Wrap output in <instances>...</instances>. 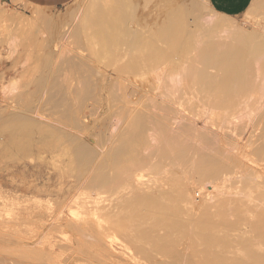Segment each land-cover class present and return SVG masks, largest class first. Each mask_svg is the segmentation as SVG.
<instances>
[{
  "label": "bare ground",
  "instance_id": "bare-ground-1",
  "mask_svg": "<svg viewBox=\"0 0 264 264\" xmlns=\"http://www.w3.org/2000/svg\"><path fill=\"white\" fill-rule=\"evenodd\" d=\"M154 1L159 2L160 0H87L85 6L83 8V11L80 14V17L78 20V25H76V28L72 29V31L70 33H71V35H76L77 33L78 34L81 33L83 35V37L85 38V41H86V45L89 48H91V50H92L91 58L96 62H99L103 59L113 60V59L117 58L118 56H125V61H123L120 64V66H118V68L120 70H124V71L137 72L141 69L142 70L145 69L146 72L150 71V73H151L152 72L151 70H154V72H155V68L157 70V67L160 68V65H163V63H166L168 61L170 62V61L176 60V59H177V61H183V62L185 61V63L177 62L175 68L173 70H172V68H170L171 70H169V71H171L173 75L178 77V79H177L178 83L182 82V80H183L184 85L186 84L185 85L186 87H188V85H189L192 89H194L195 94H199V92H200L203 94L207 93L206 95L208 97L210 95L213 98V99L211 98L212 101L214 100L215 104L218 107H223L226 109L232 108V107L236 106L235 105L236 102H238L237 104L240 105L239 104L240 101H237V100H239L238 98L245 96L247 93H248V96H250V97H252L254 94H255V96L257 95L259 97L260 93H264V25L261 26V29H257V27H255V25H252L251 23H247V21H246V23H238L232 17L225 16V15H217V13L211 9V7L205 2V0H188V1L167 0L166 2L168 4L167 5L168 7L166 8L165 12H163L164 13L163 17L160 20V22L158 21L159 23L157 24V23L153 22L154 26L152 25L151 27H149V26H147L148 24L145 26L146 23L144 22L145 23V24L143 23L144 26L140 27L137 24V16H138L139 10L141 8H142V10L144 8H147V6L150 5ZM164 4H165V2H164ZM263 5H264V0H252L248 10L246 11V13L244 15V18L246 20H248L252 16H257L258 14H262V12L264 11ZM37 17H38V23L40 24V27H43L44 30L46 31V33L41 36V38L43 40H45V39H47V36H49L51 34V32L54 31V29L56 28L55 23L53 22L52 18L47 14H44V13L38 14ZM156 18H158V17H156ZM200 18H201V21H199ZM6 20L9 21L8 16H6L3 13H0V22L6 21ZM142 20H145V18ZM141 22H143V21H141ZM38 23L32 22L29 24L26 21L18 20L16 22L15 27L18 28V32H19L20 36L29 35L30 33L33 32V27L37 28L36 24H38ZM34 25H36V26H34ZM23 30H24V32H23ZM32 44H37V43L32 42ZM36 62H37L36 66L34 68V73L36 75L33 76L32 83L31 82L30 83L33 85H36L38 87L37 91L42 90L43 87H44V89L46 87V89L49 88L51 90H54L53 91L54 95H52V98H54V96H57V94H59V92L61 90L64 91L63 86L72 85L71 84L72 79H71V77H69V74L66 72L67 71L66 67L61 69V67H60L61 63L54 61L52 59V57H50V56L38 57ZM183 64H185V65H183ZM64 70H66L65 73H64ZM147 70H149V71H147ZM164 71H167V70L166 69L162 70V72H164ZM59 72L60 73L62 72L63 74L62 73L61 74L64 75V76L60 77L62 80L59 78V75H60ZM70 72H71L70 75L75 74V73H80V75L77 77L78 81L77 80L76 81L79 84V86L81 87V89H80L81 91L78 92L77 90L75 91L74 89H72L73 90L72 93L75 95L74 96V98H75L74 103H65L66 100L64 101V99H63L64 97L61 98L64 102L60 103L58 101L57 103H60V106L63 108V111L61 110L62 114H60V116H61V118H63V123H62V121H61V123L64 124V127L67 126L68 124L69 125L71 124V125H73V127L75 126L77 129H80L79 126L80 125L82 126L83 122H82V120H81L82 123H80V121H79V113H81L80 111L82 109H84L83 103L86 101V99L88 100L90 98V94H91V91L93 89L92 87H94V85L91 87L92 84L90 83L89 78L91 75H93V73L95 72V69L93 68V65L90 61H87L85 59H81L75 65L71 64ZM157 72H158V70H157ZM173 72L176 74H174ZM156 74H159V73H156ZM170 74L171 73H169V75ZM173 75H171L174 78L173 81L170 79V76L167 77L170 80L169 84L171 83V81L173 82L172 83L173 85H169L170 87H167L166 85L163 86L164 84L160 83L163 81L165 83V82H167L166 80H163V79L159 80L160 78L158 79L160 81L158 87L163 84L162 86L164 88L165 87L168 88V89L165 88L167 96L169 95V93L167 91L171 92V90H173L172 88H175V87H176V90H178L179 86H182L180 84L178 85V83L176 84L175 79L177 77H175ZM156 76L159 77L160 75H156ZM185 81H187V83ZM177 85H178V88H177ZM184 85H183V87L185 89ZM40 87H42V88L39 89ZM183 87H181V88H183ZM169 88H171V89L169 90ZM49 89H48V91H49ZM70 89H71V87H70ZM70 89L68 88L67 90H70ZM159 89H160V87H159ZM65 90H66V88H65ZM121 90H122V88H121ZM125 90L124 91L122 90L123 93L126 92ZM160 90H162V89H160ZM181 90H183V89H179V91H181ZM62 91H61V93H62ZM40 92H42V91H40ZM45 92H46V90H45ZM50 92H52V91H50ZM186 92H187V90H186ZM188 92H187V94H188ZM254 92H256V93L259 92V95H258V93L256 94ZM46 94H47V92H46ZM63 94H62V96H63ZM173 94H176V93L173 92ZM181 94H182V91L180 92V95ZM195 94H193V95H195ZM166 95H165V97H167ZM170 95H172V94H170ZM170 95L168 96V98H170ZM176 95H178V96H176ZM176 95L175 96L178 97V100H179V98H180V100H184V98L182 99V97H184L183 94L181 96H179V94H176ZM262 95H260L261 97H259L261 100L263 97ZM32 96H35V94L34 95L32 94ZM32 96H31V99L34 98ZM50 96L51 95H49V98H50ZM186 96H188V95H186ZM256 97H255V99H257ZM37 98H36V100H38ZM61 99H59V100L61 101ZM77 99H81L84 102L80 103V100H79V102H76ZM126 99H128V98H126ZM153 99H154V97H153ZM186 99H185V101H186ZM188 99H190V97ZM248 99H250V98H248ZM48 100H50V99H48ZM146 100H149V99H146ZM253 100H254V98L252 99V105L250 106L252 108L254 106L256 107V105H253ZM258 100H256V101L258 102ZM29 101H31V102H27V103H25V105L22 104L23 109L22 110L19 109V111H21V113L19 112L17 114H11L7 117H4V116L1 117L0 116V124H1L0 129L2 130L3 123H6L5 127L3 126V130L9 131V138H8L6 147L8 146L10 153L7 152L9 154V155H7V157L8 156L11 157L13 155L14 156H21V157H25V156L28 157V155L30 154L29 151H31L30 149H32L31 145L35 141L34 137H38V141L36 140L35 144L39 145L41 142L45 141V139H44L45 137L49 136L47 138H49L51 140L54 138L53 136L56 135V131H52V133H51V130H49V132H48L49 134H44L45 130H43L41 126H38V125H35L32 123L31 115H33L35 113L36 107L34 106L33 100H29ZM52 101L54 102V99H52ZM56 101H57V99L55 100V102ZM125 101H127V100H125ZM154 101H155V99H154ZM167 102H169V101L166 100V103H164V104H170ZM187 102H190V101L188 100ZM243 102H241V104ZM249 102L251 103V101H249ZM171 103H172V101H171ZM190 103H188V105ZM238 105L236 107L237 108L241 107L242 109L244 108L243 106H245V104H242V106H240V107H238ZM246 106H249V105H247V103H246ZM236 107H234V108L236 109ZM234 108H232V110ZM245 108H247V107H245ZM143 110H145V111H143V114L141 111L138 110L141 113L135 112V115H134V113L132 112L133 114H131V115H133V117H130L131 115L128 117V119H130V118L131 119L127 125V131H125L123 129L126 134L123 135V133H122L123 137H122V135H120L122 137V139H121V141H119V143L117 142L118 145H116L115 147H112V143H110L111 140H108L109 138H107V140L109 141V144H110V146L108 147L110 151L108 150V152L106 154L104 153V155L102 156L103 159L100 156H98V158L100 157L102 159V160L100 159V162L102 161L101 163L98 161L96 154H94L96 156V157L94 156V158H96L97 163L99 162L98 163L99 165L98 164L94 165V166H96V168L94 169L93 172H91L92 173L91 176H90V173L88 174L89 175V179H88L89 183L88 184L91 186H95V188L97 187L98 196L100 199L105 200V199H107V197H114V196L120 195L122 193V191L126 192L127 187H129V188L132 187V186L131 187L129 186L130 181L139 172L140 173L146 172L143 174H147L150 176V178H149L146 175H144V177L142 175V177H143L142 182L143 183L146 182V179H148V178L149 179H152V178L157 179L156 177H162V175L166 176V174H169V176L174 177L173 175L176 174L175 171L177 170L178 165L180 166V168H182V169H180L181 170L180 171L181 176H183L182 173L183 174L186 173L189 176L190 175L193 176L196 179V181L199 183L200 182H207L208 178H211V180H217L219 178H225V177H226L225 179H227V176H228L230 186L232 185V183L230 182V177L233 178V184H235V183H236V185L238 184V186L235 185V188L239 187L241 179H242L241 181L243 182L244 179L246 178L247 180H249L248 182L251 183V186H247V184H248L247 181H244L247 184H244V182H243V185H246L245 186L246 188L249 187V189H247V190L250 191L252 184H253V188L259 189L258 185H255V187H254L255 182L252 183V181H250L249 176L251 173H249V175L244 174L245 175L244 179L241 177H238L239 175L236 176L238 169L236 168L233 160H231L230 156L229 157L226 156V154L224 152L220 151L219 149H218L220 151V152H218L219 154L215 153V152H217V151H215V149H217L218 147L212 146V148H215V149L211 148L212 150H214L212 152H214V154L218 155L216 157L214 155H211L212 152L208 153L209 149H206V147L208 146L207 142H206L207 144H204L203 146H202V143H199V142L198 143L195 142V144H193L195 139H194V141H190L189 136L194 138L195 135H193L192 131H191V133H189L190 127L188 129H186V131L191 135H189L187 132L182 131L184 127L183 128L178 127L180 129V132H179V129L176 128L178 133H176V130L172 132L173 129L169 130L166 126L170 122L168 119H166V117L165 118L163 117L162 119H164L165 121L167 120L168 121V122L166 121L167 123H165V121L161 120L163 123H165V125L161 121L160 122H150V121L148 122V120H150V118H152L153 116L148 115L149 114V113H147L148 110L146 111L145 108ZM238 110H239V116L242 115V112L240 113V109H238ZM238 110H237V112H238ZM251 110L254 111V110H256V108L250 109V112H252ZM241 111H243V116H241V117L238 116L237 120H239V119L241 120L242 117L244 118L245 114H246V116L248 115L247 114L248 111L247 112L244 110H241ZM145 112L147 114H144ZM237 112H236V114H237ZM244 112H245V114H244ZM233 113L235 114L234 111H233ZM217 114L219 115V114H221V112H217ZM226 114L231 115L230 113H226ZM35 115H37V114H35ZM62 115H63V117H62ZM145 115L149 116L150 118L146 119ZM123 116H125V115H122V117ZM224 116H226V117H224ZM224 116L223 117L226 120L230 118V116L227 118L228 115H224ZM234 116L236 117V115H234ZM122 117L121 118L119 117V118L125 120ZM64 118L66 119V122H64L65 121ZM119 118L116 119L117 120V121H115L116 124L118 121L120 122ZM221 118H222V116H221ZM231 118H232V120H234L233 117H231ZM220 119H218V120H220ZM225 119H224V122H227V121H225ZM67 120L69 121V123L67 122ZM221 120H223V118ZM229 120H231V119H229ZM220 122H222V121H220ZM66 123H67V125H65ZM84 125H85V123H84ZM170 125L168 127H170V129H171ZM115 126H112V127H115ZM117 126H118V124H117ZM64 127H62V128H64ZM82 128H84V127H82ZM263 128H264V126H263ZM81 129H80V131H81ZM237 129H239V128H237ZM237 129L235 130L236 132H237ZM46 130H48V129H46ZM82 130H84L83 132H85V133L87 131V129L85 130V128ZM117 130H118V127H117ZM120 130H122V128ZM63 131H62V133H60V135L64 134ZM70 131H73V130H70ZM239 131L237 133H240ZM83 132L81 133V135H83ZM121 132H123V131H121ZM150 132H151V134L149 135L148 133H150ZM193 132H196V131H193ZM261 132H264L263 129ZM77 133H79V132H77ZM117 133L120 134V132H117ZM200 133H202V132H200ZM75 134H76V132H75ZM87 134H89V133H87ZM198 134H199V132H198ZM203 134H204V132H203ZM74 135H72V136H74ZM81 135H79V136L81 137ZM100 135H102V134L100 133L99 136ZM207 135L208 136L206 139L209 140L210 139L209 135H211V134H207ZM59 136L58 135H57V137L55 136L56 139L58 138L57 140L54 138V140H56V142H57V143L53 142L55 145L56 144L59 145V141H61V139L59 140ZM61 136H63V135H61ZM66 136H67V134H66ZM63 137L65 138V136H63ZM96 137L98 138V136H96ZM116 137H117V135H116ZM196 137H198V135ZM210 137L214 138L213 135ZM64 138H62V140L63 141L68 140V143H69L70 137L69 136H68V138L66 137L67 139H65V140H64ZM74 138H75V136H74ZM74 138H72V139L74 140ZM100 138H101V136H100ZM118 138H119V136L117 137V139ZM150 138H151L152 142H153V140L155 141V145L150 146V144H151V141L149 140ZM152 138H153V140H152ZM49 139L46 141L51 143L52 141H50ZM72 139H70V140H72ZM91 139H93V138H91ZM91 139H90V141H91ZM102 139H104V138H102ZM257 139L260 140L261 138H257ZM257 139H255V141ZM73 140L70 141V145H66L67 149H68V146L71 147V149H72L71 153H73V154H71L70 159H68L69 163L65 162V163H68V164H66L67 166L65 164H64V166H65V168L67 167L66 169L69 171L74 170L77 173H79V172H81L80 170H84V169L88 170L90 163L92 161H94L93 152L96 153L97 151L96 152H95V150L93 152L91 151L92 148L94 149V146L91 149H88L89 143L87 144L85 141L84 142L87 144V145L86 144L85 145L88 147L83 146L80 143V138L79 139L77 138V141H79V143L75 142L76 140H74V141ZM262 140L264 141V139H262ZM81 141H83V140H81ZM95 141H97V140H95ZM101 141H103V142L100 143ZM101 141L99 140V143H98L100 145V147H98L99 149L101 148V144L103 145V143H105L104 144V146H105L108 142V141L104 142V140H101ZM229 141L231 142V140H229ZM36 142L37 143L39 142V144H37ZM84 142H82V143L84 144ZM53 143H51V145ZM62 143L65 144L66 142L65 143L62 142ZM95 143H97V142H95ZM252 143H254V141ZM45 144L47 145V142ZM43 145H44V143L40 146L43 147ZM46 145H44V146H46ZM199 145H201V146H199ZM48 146H50V144H48L47 147ZM60 146L61 145H59V148H61ZM66 146L64 145V148H62V149L65 150ZM145 146H147L148 148L150 147V151H149V154H147V156H143L142 154H140V151H143L144 148H146ZM263 146H264V144H263ZM263 146L260 147L261 148L260 150L263 151V154H264V150H263L264 147ZM6 147H5V150H6ZM51 147L52 146H50V148ZM53 147L55 148L56 146L53 145ZM53 147H52V149H53ZM142 147H143V150L141 149ZM262 147H263V149H262ZM8 148H7V151H8ZM41 149L42 148H40L38 150H41ZM206 150H208V151H206ZM254 150H256V149H254ZM67 152L68 151H66V153ZM69 152H70V150H69ZM58 153H60V152H58ZM31 154L29 155L30 158L33 157V156H31ZM37 154H38V156H37ZM37 154H36V157L38 158L40 155H39V153H37ZM56 154H55V158H53L52 160H54V159L56 160V157H57ZM101 154L102 153H100V155ZM64 157H65V155H64ZM233 158H235V155L233 156ZM12 159L14 160L15 158L13 157ZM59 160L61 161L62 159L60 158ZM238 160H236V161L238 162ZM8 161L10 162V159ZM14 161H16V160H14ZM52 164H54V162ZM59 165L57 164L55 166H59ZM241 165H242V163H241ZM174 166H177V167H174ZM172 167H174V168H172ZM63 168L64 167H62V169ZM240 168H241V166H239V169ZM242 168H243V166H242ZM86 170H84L83 173L92 171V170H89V171H86ZM172 171L175 173L172 174L173 173ZM178 171L179 170H177V172ZM243 171H245V170H243ZM245 172L247 173L248 171L246 170ZM56 174H58V172ZM61 174H62V172H61ZM67 174H65V175H67ZM79 175H80V173H79ZM179 175L176 174V176L179 177V181L174 179L175 181L171 182V185L169 187L168 186L166 187L167 188L166 191L163 190L165 192H163L162 190L159 192L157 190L156 191L157 194H152V192L154 191V189H153L152 192H150V190H149L148 194H143V193L135 194V192L132 191L134 193L130 194L129 196L126 195L127 197H125L129 200L130 206H126L128 208L125 207L126 209H128L129 213H127V211H125L126 216L122 215L123 217L122 216L120 217L118 215L119 217H117V215H116L115 217H111V218H114L112 220L116 224L115 227L119 230L120 229L122 230L121 234L123 236H120V238L123 240H124V238L127 239L128 241L130 240L129 242H131V244L134 243V245L136 246L135 251H134L135 254L136 255L138 254V253H136V251L141 253L140 255L143 257L144 260L153 258V260L155 261V259H156V258L154 259L155 256H157L158 259H159V256H162V257H165L169 260L168 262H166V260H165V262H163V263L158 262L159 264H264V234H262V236H261V233L260 232L257 233L256 229H253V230H255L253 233L250 232L249 230L248 231L246 230L247 226H249L248 225L249 222H247L248 216H246V219H245L243 214L247 209L249 212L251 211L250 206L248 207V205L246 206L245 204H243V202L247 204V201H243V202L241 201L242 203H240L237 200H233V199L226 197V198H223L221 200H219L217 198L219 201H217V199L215 198L216 199L215 201H217V202H215L214 199L212 197H210V195H209L210 200H212V202H209L207 204L204 203V205L200 206V205L196 204L193 200H191V198L188 195L189 194V192H188L189 188L185 184V182H187V180L185 181L184 178H182ZM247 176H248V178H247ZM66 177H69V175ZM78 177H81V175ZM145 177H146V179L144 181ZM177 177H175V178L178 179ZM181 178L183 181H181ZM237 178L239 180L237 182H239V183L236 182ZM31 179L35 180L33 178H31ZM149 179L146 182V184L149 186H146V184H145V186H144L146 188L145 190L148 189L147 187L151 188V186L153 184V183H150ZM160 179H163V178H160ZM164 179H165V177H164ZM164 179H163V181H164ZM50 180H51V178H50ZM59 180H60V175H59ZM169 180H170V178H169ZM154 181H156V180H154ZM75 182L77 183V181H75ZM164 182H163V184H164ZM217 182H218V180H217ZM26 183H27V181H26ZM49 183H50V181H49ZM58 183L60 184V182H58ZM62 183L64 184V182H62ZM148 183H150L151 185ZM220 183L221 182H219L218 184H220ZM80 184H82V183H80ZM84 184H86V183H84ZM188 184H190V183H188ZM211 184L214 185L216 183L214 181V184L213 183H211ZM222 184L223 183H221L220 186H222ZM46 185H48V183ZM46 185H45V188L47 189L48 186L46 187ZM78 185H79V183H78ZM224 185H225V183H224ZM226 185L228 188V186H229L228 183ZM226 185H225V187H226ZM52 186H53V183H52ZM80 186H81L80 187V189H81L83 185H80ZM86 186L88 188L87 184H86ZM155 186H157V187H155V190L161 189V188H158V185H155ZM194 186H196V185H194ZM241 186H242V183H241ZM69 187H66V188H69ZM213 187H215V186H213ZM92 188H93V190L95 189L94 187H92ZM133 188H135V186L132 187V189ZM61 189L63 190L62 187H61ZM139 189L142 191V187H140ZM239 189H240V191L245 190L243 188V186L239 187ZM48 190H50V189H48ZM97 190L95 189L94 191H97ZM219 191L221 192L220 189H219ZM259 191H260V189H259ZM57 192H58V190H56V193ZM63 192H64V190H63ZM261 192L262 191H260L259 193L257 192L258 194H261V195H259V197L257 196L258 198L262 197L263 193H261ZM68 193H69V191H68ZM82 193H83V197H85L84 192H82ZM127 193H128V191H127ZM219 193H218V195L220 196ZM235 193L238 195L241 194V193L239 194L238 192H235ZM257 193H256V195H257ZM71 194L72 193H70V195ZM92 194H93V192H92ZM92 194H90V195H92ZM222 194H224V192ZM251 194L255 195L252 192H251ZM52 195H54V193H52ZM63 195H65V194H63ZM123 195H125V194L123 193ZM249 195H250V192H249ZM249 195L247 194L246 195L247 197L246 196L244 197L242 195L241 196H242L243 200H246V198L250 197ZM222 196L224 197V195H222ZM263 196H264V194H263ZM89 197H91V196H89ZM62 198H64V197H62ZM91 198H89V200H88L89 203L87 202L88 204H90ZM77 200H79V199H77ZM95 200H96V198H95ZM57 201L59 202L60 200H57ZM69 201H70V199H69ZM101 201L102 200H100V203H102ZM112 201H114V198L111 200V205L115 206V204L114 205L112 204ZM96 202H98V201H96ZM180 202L187 203L190 208L183 210L182 209L183 207L181 205H179ZM52 203H53V201H52ZM82 203H84V202H82ZM51 204H49V206L47 204V207H50ZM56 204H58V203H56ZM118 204H121V203L119 202ZM157 204H158V206H157ZM123 205L124 204L122 201V206ZM73 206H75V205H73ZM102 206H103V208H101L98 204V207L100 209L97 208V210L102 209L101 211H103L104 208L106 209L108 207V205H107V207H104L103 204H102ZM116 206H115V209H116ZM118 206H117V209L121 210L122 209V208H120L121 206H119V207ZM93 207H96V206H92L91 208L93 209ZM245 207H246V209H245ZM71 209L73 211V208H71ZM88 209H86V210L83 209V211H86L85 214L88 213V211H89ZM126 209H122V210H126ZM196 209H199V210L196 212L195 211ZM90 211H92V210L90 209ZM105 212H108V211H105ZM105 212H104V214H105ZM120 212H122V211H120ZM77 213H79V212H77ZM108 213H112V212L110 211ZM85 214L82 213V215H85ZM96 214L98 215V212ZM100 214L102 215L103 213L100 212ZM121 214H124V212ZM250 214H251V212H250ZM105 215H106V217H108V220L110 221L109 217L111 216V214H108L109 215L108 216L106 213ZM12 216L14 218V215H12ZM112 216H114V215L112 214ZM10 217H11V215H9V218ZM128 217L131 219L130 221H134V220L140 221L141 224H143V226H144L143 230L139 231L138 228L141 225L139 226L140 223L137 225V223H135V222H134V225H132L131 227L129 225H128L129 227L126 226L127 224L125 226L128 228L123 227V224L121 221L126 219V218L128 219ZM72 218H73V216H72ZM77 219H79V218L77 217ZM77 219H76V222H77ZM259 219H261V218H259ZM262 219L260 221H262ZM126 220H124V222H127ZM89 221H90V219H89ZM79 222L81 223V219ZM90 222H92V221H90ZM97 222H99V219L97 220ZM100 222H99V224L97 223L98 229L101 228L100 229L101 232L99 231V233H101V235H103V236L105 234L106 235L105 238H106L107 233H105V229H102V227L100 226ZM252 222H253V224L255 223V221H252ZM259 223L260 222H258L257 228H259L260 226H263V229H264V225L261 223H260L261 225H259ZM91 224H93V223H91ZM131 224H133V223H131ZM70 225H72L71 222H70ZM135 225L138 226L137 227L138 231L135 230L136 229ZM255 225H256V223H255ZM94 228H95V226H94ZM158 228L162 229V231H163L162 235H160L161 233H159V235H158V232H160L158 230H161ZM87 229H89V228H87ZM249 229H250V226H249ZM258 230H260V228ZM92 231L95 232V229ZM116 231H118V230H116ZM90 232H91V230H90ZM248 232L253 234V238H250V236L248 235ZM259 233H260V235H259ZM121 234L119 231V235H121ZM95 235H96V233H95ZM95 235H93V236H95ZM62 236H63L62 239H64V237H66V235L65 236L62 235ZM88 236H89V238H87L88 240L93 239L94 242L95 241L99 242V240H95L96 238H93L91 235L88 234ZM122 237H124V238H122ZM108 239H110V238L108 237ZM111 240H112V238H111ZM125 242H126V240L124 241V243ZM87 244H88V242H87ZM101 244H103V243H100V245ZM128 244H130V243H128ZM254 245L257 247L259 246L258 248H260V249L258 251H256L257 249L255 251L251 250L252 246H254ZM123 246L128 248V246H126L125 244ZM121 248H123V247H121ZM132 258H133V255H132ZM140 260H142V259H140ZM153 260H152V263L154 264ZM147 263H145V264H147Z\"/></svg>",
  "mask_w": 264,
  "mask_h": 264
},
{
  "label": "rangeland",
  "instance_id": "rangeland-1",
  "mask_svg": "<svg viewBox=\"0 0 264 264\" xmlns=\"http://www.w3.org/2000/svg\"><path fill=\"white\" fill-rule=\"evenodd\" d=\"M166 1L167 0H160L159 1L160 3L158 1H154L150 5H148L147 8H144L143 10L141 8L138 12L137 24L140 27L144 26L143 25L144 22L146 23V24L144 23L145 26L148 24L147 26H149V27H151L152 25L154 26L153 22L158 24L163 17V14H164L163 12H165L166 8L168 7L167 6L168 4ZM179 1H181V0H179ZM182 1H188V0H182ZM86 2H87V0H74L70 4H68L64 7H61L59 9H46V8L43 9V8H36V7L28 6L26 4H23L22 1H20V0H0V13L5 14L9 18V21L6 20V21L0 22V116L1 117H3V116L7 117L11 114H17L19 112L21 113V111H19V109L22 110L23 109L22 106L25 105V103L31 102L29 100H33L34 106L36 107V109H35V113L33 115H31V121L33 124L41 126L42 129L45 130L44 134H49L48 133L49 130H51V133H52V131H56V135L55 134L54 135L57 137V135L59 136L60 133H62V131L65 129L63 131L64 134H61V135L65 136V138L60 135L62 138H64V140L67 139L68 136L70 137V139L74 138V136H75V138H76V139L74 138V140H76L75 142L79 143V141H77V138L78 139L80 138V143L83 146L88 147L86 145L89 143L88 149H91L94 146V149L92 148L91 151L93 152L95 150V152L96 151L98 152V153L93 152L94 161H92L90 163L88 170L84 169L86 171H89V170H92V171H89V172L85 171L86 173H83L84 170H80L81 172H79V173H80L81 177H78L80 175L76 171H74V170L69 171L66 169L67 167L65 168V166H64V164L66 165L69 163L68 159H70V157H71L70 155L73 154V153H71L72 152L71 147L68 146V149H67V146H66V145H70V141H72L73 139L72 140L69 139V143H68V140L63 141L62 138L59 136V140L61 139V141L58 140L59 145H61L60 146L61 148H59V145H57V144L55 145L53 143V142L57 143L56 140L58 138L56 139L55 136H53V137L56 140H54V138L50 140L49 138H47L49 136H47L44 138L45 139L44 142H41L40 144H39V142L38 143L36 142L39 145L35 144V141L36 140L38 141V137H34L35 141L31 145L32 146L31 147L32 149H30L31 151H29L30 154L33 152L31 154V156H33V157L30 158L29 157L30 154L28 153L29 154V155L27 154L28 157H26V156L25 157L14 156L12 154L13 156L10 155L11 157L8 156L9 157L8 158L7 155H9L8 153H10V151H9L8 146L6 147V144H7L8 138H9V131L3 130V126L5 127V125H6V123H3L2 130L0 129V264H145L147 262H148L147 264H153L152 263L153 258L152 259H145L147 261L146 262L143 259V257L140 255L141 253L136 251V253H138V254L137 255L135 254L134 251H135L136 246L134 245L133 242H132L133 244H131V242H129L130 240L128 241L124 237H122V238H124V240L120 238V236H123L121 234L122 230L121 229L119 230L115 227L116 224L112 220L114 218H111V217H115L116 215H117V217H119V216L121 217L122 215L126 216L125 211H127V213H129L128 209H126L128 207H126V206H130V204H129V200L127 198H125V197H127L126 195L129 196L130 194H132L134 192H135V194H140V193L148 194V191L150 190V192H152L153 189H154V191L152 192V194H157L156 193L157 190L159 192L161 190L166 191V189H167L166 187L167 186L169 187L171 185V182H174L175 180L179 181V177H177L176 174L179 175L180 171H181L180 169H182V168H180V166L178 165L179 169L177 168V170H179L178 171L179 173L177 172V170L175 171L176 174H174L175 172L172 171L173 172L172 174H174L173 175L174 177H171V176H169V174H166V176L162 175V177H156L157 179L152 178L153 180L149 179L150 178L149 175L143 174L146 172H141V173L139 172L130 181V184H129L130 187L135 186V188L132 189V187L131 188L127 187L128 193L125 190L126 192L122 191V193L120 194L121 196L117 195L114 197H107V199H105V200L99 198L97 187L95 188V186H91L88 184L89 183L88 182V179H89L88 174L90 173V176L92 175L91 172H93L94 169L96 168V166H94V165L98 164L100 162V159L101 158L103 159L102 156L104 155V153L106 154L109 150L108 147L110 146V144H109L108 140H111L110 143H112V147H115L116 145H118L117 142L119 143V141H121L123 135L126 134L125 131H127V125L131 119V118L128 119V117L133 113L135 115V112H137V113L142 112V114H143V111H145V110H143L144 108L146 109V111L148 110V112H147V113H149L148 115L153 116L152 118H150L149 116L145 115L146 119L150 118V120H148V122L149 121L150 122H160L161 120L165 121L162 118L166 117V119H168L170 121L168 123V125H166V126L169 130L173 129L172 132L176 130V133H178L177 129H176L178 127L179 128L184 127L182 131L187 132L186 129H188L190 127L189 133H191V131H192L193 135H195L193 138V137L189 136L191 134H189L187 132L189 134L188 136L190 137V141H194V139H195L194 143L193 142L192 143L195 144V142H197V143L199 142V143H202V146L204 144L208 143V146L206 147V149H209L208 153H211L212 151H214L212 149H215V148H212V146L218 147L217 149H215V151H217L215 153L219 154L218 152L222 151L226 154V156H228V157L230 156L231 160H233L236 168L238 169L236 176L239 175L238 177H241L244 179V176L246 174L249 175V173H251L249 176L250 181H252V183L255 182L254 187H255V185H258L260 191H262L261 193L264 194V154H263V151L260 150L261 149L260 147L263 146V144H264L263 143L264 141L262 140V139H264L263 138L264 132H261L262 129L264 131V128H263V126H264V118H263L264 117V98H263L264 93H260V95L263 94L262 100L259 98V97H261L259 95V92H257L259 97L257 95H256L257 97L255 96L254 93H256V92L253 93L254 94L253 96L251 95L254 98L253 105H256V107L255 106L253 108L250 107L252 105V99L253 98L248 96V93H247L246 94L247 96L245 95L243 97L238 98L239 100H237V101H240L239 102L240 105L237 104L238 102H236V104H235L236 106L238 105V107L242 106V104H245V106H243L244 107L243 109L241 107L237 108L236 106H234V107H236V109L234 107H232V108H234L233 110H232V108L226 109L223 107H218L215 104L214 100L212 101L213 98L209 94L208 95L210 98L206 95L207 93L206 94L204 93L205 95L203 93H200V92H199V94H195L194 89H192L188 84L187 85L189 88L186 87L185 86L186 84L184 85L183 80H182V82H179V83L177 82L178 77L173 75L172 72L169 70H171L170 68H172V70H173L175 68L177 62L185 63V61L184 62L183 61H177V59L172 60L170 62L168 61L166 63H163V65H160V68L157 67L158 72L155 68V72H154V70H151L152 71L151 73L149 70H147L149 72H146L145 69L144 70L141 69L137 72L120 70L118 68V66H120V64L123 61H125V56H118L117 58H115L113 60L103 59L99 62L94 61L91 58L92 50H91V48H89L86 45V41H85V38L83 37V35L81 33H79V34L77 33L76 35H71V33H70L72 31V29L76 28V25H78V20H79L80 14L83 11V8H84ZM164 2H165V4H164ZM263 7H264V5H263ZM42 13L49 15L52 18V20L56 26L54 31H52L51 34L49 36H47V39H45V40H43L41 38V36L44 35L46 33V31L44 30L43 27H40V24L38 23V17H37L38 14H42ZM245 13H244V15H245ZM217 15H221V14L217 13ZM244 15L233 18V19H235L238 23H246V21H247V23H251L252 25H255V27H257V29H261V26L264 25V11L262 12V14H258L257 16H252L248 20H246L244 18ZM156 17H158V18H156ZM144 18H145V20H142ZM18 20L26 21L29 24L32 22L33 23L37 22L38 23V24H36L37 28L33 27V32L30 33L29 35L20 36V34L18 32V28L15 27L16 22ZM141 21H143V22H141ZM199 21H201V18L199 19ZM36 25H34V26H36ZM23 32H24V30H23ZM32 42H36L37 44H32ZM44 56H50V57H52V59L54 61L61 63V65H60L61 69L66 67L67 71L64 70V73L66 71L69 74V77H71V79H72V82H71L72 85L63 86L64 91L61 90L62 93L60 91L59 94H57V96H54V98H52V95H54L53 94L54 90H51L48 88L49 89V91H48V89H46V87H45V89H44V87L43 88L40 87L39 89L42 88V90H40L42 92H40L39 90L37 91L38 87L36 85L31 84L33 76L36 75L34 73V68H35L36 63H37L36 61H37L38 57H44ZM81 59H85L87 61H90L93 65V68L95 69V72L93 73V75H91L90 78L88 77L90 79L89 80L90 83L92 84L91 87L94 85V87H92L93 89L91 91L90 98L88 97L89 99L88 100L86 99L85 102L82 101L81 99H77V101H76V102H79V100H80V103L84 102L83 103L84 109H82L80 111L81 113H79V121H80V123L83 122L82 126L80 125L79 127H80V129L82 127H84L85 130L87 129L86 133L83 132L84 130H82L84 128L81 129V131L83 132V135H81L82 132L80 131V129H77L75 126L73 127V125H71V124L70 125L68 124L70 126L69 127L66 123L65 125H67L68 127L67 126L64 127V124H62L63 118H61V116H60V114H62V111H63V108L60 106V103L64 102L65 100H66L65 103H74L75 102L74 101L75 95L72 93V91H73L72 89H74L75 91L77 90L78 92L81 91L80 90L81 87L77 83V81H78L77 77L80 75V73H75V74L70 75L71 64L75 65ZM183 65H185V64H183ZM165 69L167 71L162 72V70H165ZM61 73L59 75V78L61 76H64V75H62L63 73L62 74ZM156 73H159V74H156ZM169 73H171V74L169 75ZM174 74H176V73H174ZM156 75H160V76L157 77ZM171 75L177 77L175 79L176 84L178 83V85L180 84L182 86H179V88H178V85H177L178 90H176V87L172 88L173 89V90H171L172 93L170 91H167L169 93V95L172 94V95H170V98H168L169 95L167 96L166 91H165L168 88L165 87L166 88L165 89L163 86L166 85L167 87H170L169 85H173L172 81L174 78ZM169 76H170V79L172 80L170 84H169L170 80H169V78H167ZM158 79L159 80L163 79V80H166L167 82H165V83H164V81L160 82ZM159 82L164 84V85L162 84L163 86L161 84H160L161 86H159L160 89H162V90H160L158 87ZM185 82L187 83V81H185ZM183 85L185 86V89H184ZM64 87L66 88V90ZM70 87H71V89H70ZM120 87L122 88L123 91L126 89L125 90L126 92L123 93V91L121 90ZM181 87H183V88H181ZM68 88L70 90H67ZM170 89L171 88H169V90ZM179 89L184 90V91L181 90L182 94L184 95V97H182V99L184 98V100H180V98L178 100V97H176V96H178L176 94H179V96L182 95V94L180 95L181 91H179ZM45 90H46L47 94H46ZM186 90H187V92L189 91L188 94H187ZM50 91H52V92H50ZM176 91L177 92L179 91V92L177 93ZM173 92H175L176 94H173ZM32 94L33 95L35 94V96H32ZM48 94L51 95L50 98H49ZM62 94H63V96H62ZM193 94H195V95H193ZM165 95L167 97H165ZM186 95H188V96H186ZM31 96L34 98L31 99ZM35 97L36 98L38 97L37 98L38 100H36ZM153 97H154L155 101H154ZM185 97L186 98L190 97V99H188V98L186 99ZM255 97L257 99H255ZM51 98L54 99V102L52 101ZM61 98H63L64 101ZM126 98H128V99H126ZM248 98H250V99H248ZM48 99H50L51 101ZM56 99H57V101L55 102ZM59 99H61V101ZM146 99H149L150 101L146 100ZM165 99L167 101H169L167 103H170V104H164V103H166ZM185 99H186V101H185ZM125 100H127V101H125ZM188 100L191 103L187 102ZM248 100L251 101V103ZM256 100H258V102ZM58 101L60 103H57ZM171 101H172V103H171ZM241 102H243V103L241 104ZM188 103H190V104L188 105ZM246 103L249 106H246ZM245 107H247V108H245ZM255 108H256V110H254V111L251 110L252 112H250V109H255ZM238 109H240V113L242 112V115H240V116H239V110ZM138 110L141 112H139ZM237 110H238V112H237ZM241 110H244L246 112L248 111V113H247L248 115L246 116V114L244 112V114H245L244 118L242 117L241 120L240 119L237 120L238 116L239 117L243 116V111H241ZM233 111L235 112V114L233 113ZM217 112H221V114L218 115ZM236 112L238 115L236 114ZM147 113L145 112L144 114H147ZM226 113H230L231 115L226 114ZM35 114H37V115H35ZM223 114L228 115L227 118L230 116L229 119H231V120H229V119L226 120L224 118L226 116H224ZM122 115H125V116L127 115V116L122 117ZM234 115H236V117ZM221 116H222L223 120H221L222 119ZM62 117H63V115H62ZM119 117L120 118L122 117L125 120L120 119ZM130 117H133V115H131ZM231 117H233V118L235 117L236 119L234 118V120H232ZM118 118L120 119V122L119 121L117 122V124H118V126H117L115 121H117L116 119H118ZM218 119H220V120H218ZM224 119L227 122H224ZM64 120H65L64 122H66L65 118H64ZM81 120H82V122H81ZM61 121H62V123H61ZM123 121L124 122L126 121V122L124 123ZM166 121H165V123L168 122V121L167 122ZM220 121H222V122H220ZM67 122L69 123L68 120H67ZM84 123H85V125H84ZM165 123H163V124L165 125ZM115 125L118 127L119 131L117 130V127ZM169 125L171 126V129H170V127H168ZM112 126H115L116 128L112 127ZM62 127H64V128H62ZM0 128H1V126H0ZM121 128H122V130H120ZM237 128H239V129H237ZM46 129H48V130H46ZM69 129L73 130V131H70ZM236 129H237V132L240 130L239 131L240 133H237L235 131ZM121 131H123V132H121ZM193 131H196V132H193ZM75 132H76V134H75ZM77 132H79V133H77ZM117 132H120V134ZM179 132H180V129H179ZM198 132H199V134H198ZM200 132H202V133H200ZM203 132L205 135L203 134ZM87 133H89V134H87ZM100 133L103 135V136L100 135L101 138L99 136ZM122 133H123V135H122ZM66 134H67V136H66ZM78 134L81 135V137ZM115 134L117 135V137L119 136L118 139H117ZM148 134L150 135L151 132ZM207 134H211V135H209V138H210L209 140L206 139L208 136ZM72 135H74V136H72ZM120 135H122V137ZM197 135L199 138L196 137ZM212 135L215 139L210 137ZM96 136H98V138ZM91 138H93V139H91ZM102 138H104V139H102ZM107 138H109V139L107 140ZM257 138H261V139L259 140ZM48 139L50 141H52L51 142V143H53L52 145L50 142L46 141ZM90 139H91V141H90ZM255 139H257V140L255 141ZM81 140H83V141H81ZM95 140H97V141H95ZM99 140L100 141L104 140V142H107V141L108 142L105 146H104L105 143H103V145L101 144V148L99 149L98 148V147H100V145L98 144ZM149 140L151 141V138ZM152 140H153V138H152ZM229 140H231V142ZM253 141H254V143H252ZM46 142H47V145L50 144V146L53 147V145H54L56 147L55 148L53 147V149H52V147L50 148V146L47 147V145L45 144ZM62 142H64V143L66 142V143L63 144ZM82 142H84V144ZM95 142H97V143H95ZM102 142L103 141H101L100 143H102ZM43 143L46 146L43 145V147H41L40 145H42ZM64 145L66 146L65 150L68 151L67 153L64 149H62V148H64ZM151 145H155L154 140H153V142L151 141L150 146ZM199 146H201V145H199ZM5 147H6V150H5ZM34 147L35 148L37 147L38 149H40V148H42V149L38 150L36 148L37 149L36 150ZM145 147H146V148H144L145 151L143 150V147L141 148L143 151H140V154H142L143 156H147V154H149V151H150V147L149 148L147 146H145ZM263 147H262V149H263ZM7 148H8V151H7ZM254 149H256V150H254ZM69 150H70V152H69ZM206 151H208V150H206ZM5 152L6 153L8 152V153L6 154ZM58 152H60V153H58ZM37 153H39V155H40L39 156L40 158L38 157L39 159L36 157ZM100 153H102V154L100 155ZM212 153H211V155H214L216 157L218 156L217 154H214V152H212ZM55 154L57 155L56 160L55 159L52 160L53 158H55ZM63 154L65 155V157ZM94 154H96V156H97V159L99 161L98 163H97L96 158H94V156H95ZM234 155H235V158H233ZM37 156H38V154H37ZM98 156H100L101 158L100 157L98 158ZM13 157L15 158L14 160H16L17 162L12 159ZM60 158L62 159L61 161L59 160ZM9 159H10V162L8 161ZM236 160H238V162ZM53 162H54V164H52ZM65 162H68V163H65ZM56 163L58 165L60 164L59 165L60 167L55 166V165H57ZM241 163H242V165H241ZM238 165L241 166L240 169H239ZM242 166H243V168H242ZM62 167H64V168L62 169ZM174 167H177V166H174ZM174 167H172V168H174ZM242 169L245 171L247 170L248 172L246 173ZM56 171L60 175V180H59V175L56 174L57 173ZM60 171L62 172V174ZM65 174H67V175H65ZM68 175H69V177H66ZM142 175H143V177H144V175L149 177V178L148 177L147 178L149 179L150 183H153L151 188L147 187L148 189L145 190L146 188L144 186H145L146 182L148 181V179H146V177H145L144 181L146 179V182L143 183L142 182L143 181ZM182 175L183 176H181V174H180L179 176L184 178L185 181L187 180V182H185V181L184 182L189 188L188 189L189 197L191 198V200H193L196 204H198L200 206L204 205V203L207 204L209 202H212V200H210V197H212L214 199V201L217 198L219 200H221V199L226 198V197L233 199V200H237L240 203H242L243 201H247V204L244 202H243V204H245L246 206L248 205V207L250 206L251 214L248 211V209L246 210L247 212L245 211L247 214L245 212L243 214L245 219H246V216H248L247 222L250 223V224L248 223V225L250 226V229H249V226H247L246 230L247 231L249 230L250 232L253 233L255 231L253 229H256V232L257 233L260 232L261 236H262V234H264L263 226L259 227L260 230H258L259 228H257L258 222H260L261 224L264 225V199H263L264 196L262 194L263 198L262 197H261L262 199L258 198L259 195H261V194H258L260 191L257 188L256 189L253 188V184H252V187L250 188V191L247 190V189H249V187L246 188L245 187L246 185H243V182L247 181L248 184L245 182H244V184H247V186H251V183L248 182L249 180H247L246 178H245L246 180L244 179L243 182L241 181L242 179L240 180L239 187L243 186V188L245 189L243 191L242 190L240 191L239 187L238 188L236 187L237 189L235 188L236 183L233 184V178L232 177H230V182L232 183V185L230 186L228 176H227V179H225L226 177L225 178H219L220 180L217 179L218 182H217V180H211V178H208L207 182H200L199 183L191 175L189 176L186 173H184V174L182 173ZM164 177H165V179H164ZM175 177H177L178 179H176ZM31 178H33L35 180H32ZM50 178H51V180H50ZM160 178H163L165 182L163 181V179H160ZM169 178H170V180H169ZM182 178H181V181H183ZM247 178H248V176H247ZM154 180H156V181H154ZM26 181H27V183H26ZM49 181H50V183H49ZM61 181L64 182V184ZM75 181H77V183ZM162 181L164 182V184ZM214 181L216 184H214ZM237 181H239L238 178H237L236 182ZM58 182H60V184ZM219 182L223 183L222 186H220L221 183L218 184ZM47 183H48V185H46ZM52 183H53V186H52ZM78 183H79V185H78ZM80 183H82V184H80ZM84 183H86L88 185V188H87L86 184H84ZM150 183H148V184H150ZM188 183H190V184H188ZM211 183H213L214 185H212ZM224 183H225V185L228 183V185H229L228 188H227V185L225 187ZM237 183H239V182H237ZM241 183H242V186H241ZM45 185H46V187L48 186L47 189L45 188ZM80 185H83L81 189H80V187H81ZM155 185H158V188H161V189L155 190V187H157ZM194 185H196V186H194ZM139 186L142 187V191L139 189L140 188ZM146 186H149V185L146 184ZM213 186H215V187H213ZM236 186H238V184ZM54 187L55 188L57 187V188L55 189ZM61 187L63 188L64 192L61 189ZM66 187H69V188H66ZM92 187H94L97 191H94L95 189L93 190ZM48 189H50V190H48ZM219 189L221 190V192L219 191ZM56 190H58L57 193H56ZM67 190L69 191V193ZM132 191H134V192H132ZM165 191H163V192H165ZM82 192H84V196L86 198L83 197ZM92 192H93V194H92ZM223 192H224V194H222ZM235 192H238L239 194L240 193L241 194L238 195ZM249 192H250V195H249ZM251 192L255 195H252ZM52 193H54L55 196L52 195ZM62 193L65 195H63ZM70 193H72V194L70 195ZM123 193L125 195H123ZM211 193L212 194L214 193V194L212 195ZM218 193L220 194V196L218 195ZM256 193H257V195H256ZM90 194H92V195H90ZM247 194L250 197L248 196L249 198H246V200H243L242 196L245 197ZM209 195H210V197H209ZM222 195H224V197ZM89 196H91L92 198ZM62 197H64V198H62ZM89 198H91L90 204H88ZM95 198H96V200H95ZM113 198H114V201H112L113 205L114 204H115V206L119 205V206H121L120 208L126 209V210H122V209L118 210L117 206L115 209V206L111 205V200ZM69 199H70V201H69ZM77 199H79V200H77ZM218 199H217V201H219ZM57 200H60V201L58 202ZM100 200H102L101 201L102 203H100ZM121 200L123 201V204H124L123 206H122ZM52 201H53V203H52ZM96 201H98V202H96ZM217 201H215V202H217ZM82 202H84V203H82ZM119 202L121 204H118ZM46 203L48 204V206H49V204L52 203L50 206L51 208L47 207ZM56 203H58V204H56ZM98 204L101 208H103L102 204L104 205V207H107V205H108V207L106 208L107 210L105 208L103 209V211H101L102 209L99 210L100 208L98 207ZM73 205H75V206H73ZM179 205H181L183 207V208L181 207L183 210L190 208L189 205L185 202H180ZM92 206H96V207H93V209H92L91 208ZM157 206H158V204H157ZM74 207L75 208L77 207V208L75 209ZM71 208H73V211ZM97 208H99L98 209L99 211L97 210ZM83 209L84 210L88 209L89 211L88 210L87 211H88V213L89 212L90 213L85 214L86 211H83ZM90 209L92 211H90ZM199 209H196L195 211L197 212ZM245 209H246V207H245ZM96 211L98 212V215L96 214L97 213ZM105 211H108V212L111 211L112 213H108ZM120 211H122V212H120ZM77 212H79V213H77ZM100 212L103 214L101 215ZM104 212H105V214L107 213V215L111 214V216L109 217L110 221L108 220V217H106ZM123 212H124V214H121ZM82 213L85 215H82ZM112 214L114 216H112ZM9 215H11V217H10L11 219L9 218ZM12 215H14V218ZM72 216H73V218H72ZM77 217L79 219H77ZM75 218L77 219V222H76ZM259 218H261V219L263 218L262 221H260L261 219H259ZM80 219H81V223L79 222ZM89 219L92 222H90ZM98 219H99V222L101 221L100 226L102 227V229H105V233H107L106 238H105V236H106L105 234L103 236V235H101V233H99V231L101 232V230H100L101 228L98 229V227H97L99 224V222H97ZM126 219H124V220H126ZM124 220L121 221L123 224V227H126L128 225L131 227L132 225H134V222H135V223H137V225L139 223H140L139 226L141 225L138 228L139 231L143 230V228H144L143 224H141L140 221H135V220L130 221L131 219L129 217L126 220L127 222H124ZM252 221H255L256 225H255V223L253 224ZM70 222L72 223V225H70ZM91 223H93V224H91ZM131 223H133V224H131ZM260 223H259V225H261ZM94 226H95V228H94ZM128 227H126V228H128ZM137 227L138 226H136V229H135L136 231H138ZM87 228H89V229H87ZM94 229H95V232L92 231ZM158 229H161V228H158ZM90 230H91V232H90ZM116 230H118V231H116ZM119 231H120L121 235H119ZM158 231H160V232H158ZM158 231H157L158 235H159V233H161L160 235L163 234L162 229L158 230ZM250 232H248V235L250 236V238H253V234H251ZM95 233H96V235H95ZM260 233H259V235H260ZM88 234L91 235L93 238H96L95 240H99V242L103 243L105 246L103 244L100 245V243L96 242V241H95L96 242L95 243L93 241V239H91V240L89 239L90 240L89 241L87 239V238H89ZM62 235H64V236L66 235V237H64V239H62L63 238ZM93 235H95V236H93ZM108 237L110 239H108ZM111 238H112V240H111ZM125 240H126V242L124 243ZM86 241L88 242V244ZM122 242L126 246H128L129 249L126 248L125 246H123L124 244ZM127 242L130 244H128ZM121 247H123L124 249ZM258 247L254 245V246H252L251 250L255 251L257 249L256 251H258L260 249ZM124 250L125 251L127 250L126 251L127 253ZM132 255H133V258H132ZM140 259H142V260H140ZM154 259L156 261L155 262L153 260L154 264L163 263V262H165V260H166V262L169 261L167 258L162 257V256H159V259L157 256H155Z\"/></svg>",
  "mask_w": 264,
  "mask_h": 264
},
{
  "label": "crops",
  "instance_id": "crops-1",
  "mask_svg": "<svg viewBox=\"0 0 264 264\" xmlns=\"http://www.w3.org/2000/svg\"><path fill=\"white\" fill-rule=\"evenodd\" d=\"M23 4L36 8L59 9L74 0H20ZM216 13L236 18L244 15L252 0H205Z\"/></svg>",
  "mask_w": 264,
  "mask_h": 264
}]
</instances>
